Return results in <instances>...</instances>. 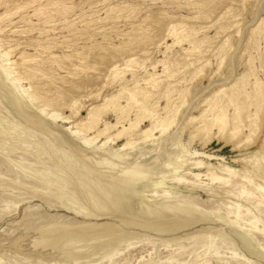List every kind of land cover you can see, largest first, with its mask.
Masks as SVG:
<instances>
[{"label":"rangeland","instance_id":"374dc122","mask_svg":"<svg viewBox=\"0 0 264 264\" xmlns=\"http://www.w3.org/2000/svg\"><path fill=\"white\" fill-rule=\"evenodd\" d=\"M0 264H264V0H0Z\"/></svg>","mask_w":264,"mask_h":264},{"label":"bare ground","instance_id":"6f19581e","mask_svg":"<svg viewBox=\"0 0 264 264\" xmlns=\"http://www.w3.org/2000/svg\"><path fill=\"white\" fill-rule=\"evenodd\" d=\"M8 55V54H7ZM200 72V71H199ZM150 82V81H149ZM258 84V83H257ZM155 86V85H154ZM7 87H9L10 88V86H7ZM8 88V89H9ZM153 88V87H152ZM153 89H155V88H153ZM132 91V90H131ZM137 91V90H136ZM12 92V91H11ZM134 92V91H133ZM244 94H249V93H247L246 91H242ZM242 92H240V94L242 93ZM10 94V99H11V101H12V104L14 105V107L16 108V110H17V112H19L22 116H23V118H25V119H27L29 122H33V123H35V124H37V125H39V126H41V127H43L44 129H45V127H46V124H45V122H43V121H41V120H37V118L35 119V117H34V115L31 113V111H29V110H27L26 109V106H25V104L22 102V100H21V97L19 96V94L18 95H16V94H14V93H9ZM23 94V93H22ZM128 94V93H127ZM21 95V94H20ZM131 95V94H130ZM144 94H142V96H143ZM147 95V94H146ZM145 95V96H146ZM26 96H27V94H26ZM133 96V95H132ZM148 96V95H147ZM32 97V96H31ZM34 97V96H33ZM127 97V96H126ZM129 97V96H128ZM232 97L233 96H230L229 97V100H231V101H234L233 103H235L236 102V100L237 99H232ZM23 98H24V96H23ZM130 98H131V96H130ZM248 98V97H247ZM109 99L110 98H107L105 101H109ZM112 99H114V98H111L110 100H112ZM145 99V98H144ZM148 100V99H147ZM174 101V100H173ZM148 103V102H147ZM143 105V104H142ZM146 105V104H145ZM158 106V105H157ZM135 107H136V105H135ZM141 107V106H140ZM109 108V107H108ZM141 108H143V107H141ZM239 108L240 107H238V105H236L235 107H234V122H235V120H238L239 118H240V116H239V113H240V111H239ZM170 110V109H169ZM207 110V109H206ZM138 113H139V111H138ZM90 116L89 117H92V116H95V114H91V113H88ZM152 114V113H151ZM41 116V115H40ZM173 117V116H172ZM95 118V117H94ZM153 119V121H154V123L156 122H158L160 119L154 114V116L152 117ZM199 118V117H198ZM39 119V118H38ZM44 119V118H43ZM87 119H88V117H87ZM170 119V118H169ZM44 120H46V119H44ZM57 120V119H56ZM97 120H99V119H97ZM191 120H193V118H190V121ZM240 120V119H239ZM255 120H256V118H255ZM197 121V120H196ZM251 121V120H250ZM88 122V121H87ZM193 122H195V120L193 121ZM154 123L152 122V124H151V127L150 128H146V129H144V130H142L141 129V134H144V135H148L149 134V132H151L152 131V129L154 128ZM173 123V122H172ZM226 123H227V115H226V113H225V111H224V109H222V108H217V110H216V112L213 114V116H212V123H211V126L212 125H217L220 129L221 128H223L225 125H226ZM238 123V122H237ZM258 123V122H257ZM51 124V123H50ZM49 124V125H50ZM89 124V123H88ZM132 124V123H131ZM134 124V123H133ZM235 124H236V122H235ZM114 125V124H113ZM112 125V126H113ZM242 125V124H241ZM91 126V125H90ZM112 126H110L109 124H105V127L103 128V130H98V134L97 135H101L103 132H106L109 128H111ZM163 129H165L166 130V128H168V125H166L165 124V121H162V123H161V125H160ZM255 126H256V124H255ZM88 127V126H87ZM136 127V126H135ZM156 127V126H155ZM208 127V124H206V123H203L202 125H199V126H197L196 128H198V129H203V128H207ZM210 128V127H209ZM254 127H252V129H253ZM56 129V128H55ZM88 129V128H87ZM224 129V128H223ZM234 129V128H233ZM249 129V128H248ZM49 129L47 128V131H48ZM125 130V127H123V129L118 133L119 135L121 134V132H123ZM251 130V129H250ZM255 130V129H254ZM253 130V131H254ZM50 131V130H49ZM252 131V132H253ZM73 132H75V131H73ZM76 133H78V132H76ZM73 134H75V133H73ZM103 134H105V133H103ZM50 135H51V133H50ZM77 135V134H76ZM78 135H80V133L78 134ZM152 135V134H151ZM103 136V135H102ZM99 137V136H98ZM148 137H150V135L148 136ZM110 138V137H109ZM85 140V139H84ZM89 140H91V139H89ZM108 141H109V139H107ZM149 140V139H148ZM96 141V140H95ZM146 141V140H145ZM85 142V141H84ZM90 142V141H89ZM92 142H94V141H92ZM129 144V143H128ZM127 144V145H128ZM126 145V146H127ZM126 148V147H125ZM157 148V147H156ZM81 152H82V150H80ZM79 153V152H78ZM80 154V153H79ZM166 155H168V153L166 154ZM166 155H165V157H166ZM261 155V154H260ZM180 157V156H179ZM167 158V157H166ZM261 160V159H260ZM178 161V160H177ZM183 161V160H182ZM191 162V161H190ZM189 162V163H190ZM192 163H193V161H192ZM202 162L201 161H198V162H196L195 164L196 165H199V164H201ZM174 164V163H173ZM258 164V163H257ZM127 165V164H126ZM177 165V164H176ZM202 165V164H201ZM129 166V165H128ZM131 166V165H130ZM129 166V167H130ZM206 166V165H205ZM226 170H228L229 172H232L229 168H226ZM234 170V169H233ZM123 172V171H122ZM175 174H176V171H175ZM144 176V175H143ZM129 191H130V189H128ZM125 191V190H124ZM131 192V191H130ZM126 193V192H125ZM132 193V192H131ZM130 194V193H129ZM126 195V194H125ZM120 199V198H119ZM136 218V217H135ZM171 230V229H170ZM173 230V229H172ZM176 230V229H175ZM73 251V250H72ZM74 258V257H73ZM77 258V257H76ZM80 258V257H79ZM91 259V258H90Z\"/></svg>","mask_w":264,"mask_h":264}]
</instances>
